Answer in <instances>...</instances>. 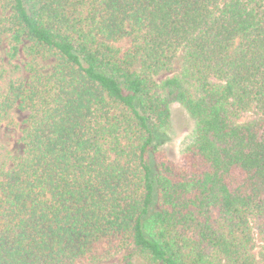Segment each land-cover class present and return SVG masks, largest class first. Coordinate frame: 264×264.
<instances>
[{"label": "trees", "instance_id": "trees-1", "mask_svg": "<svg viewBox=\"0 0 264 264\" xmlns=\"http://www.w3.org/2000/svg\"><path fill=\"white\" fill-rule=\"evenodd\" d=\"M5 39L0 264H264V0H0Z\"/></svg>", "mask_w": 264, "mask_h": 264}, {"label": "rangeland", "instance_id": "rangeland-1", "mask_svg": "<svg viewBox=\"0 0 264 264\" xmlns=\"http://www.w3.org/2000/svg\"><path fill=\"white\" fill-rule=\"evenodd\" d=\"M126 47L129 45V41H124ZM9 49L8 40L5 39L0 46V57L7 60V52ZM22 55L17 60H20ZM185 63L184 51L181 50L177 53L173 63V67L169 71L162 72L157 78L162 79L168 75L179 73L182 71ZM10 66V64H8ZM5 89V85L3 86ZM16 119L19 122L17 126L2 125L0 127V141L4 143L16 157H20L23 154V144L20 141L22 130L25 127L24 120L26 114L15 110ZM255 117V113L252 111L244 112L242 114L243 121L251 120ZM196 123L191 117L185 107L178 103L173 102L171 104V120L167 132L169 134L168 141L163 145L168 156L175 160L180 161L184 148L192 142L194 139ZM255 250L261 259H264V245L261 242H256ZM138 264L139 261H138Z\"/></svg>", "mask_w": 264, "mask_h": 264}]
</instances>
